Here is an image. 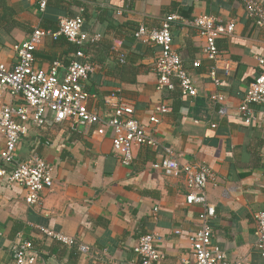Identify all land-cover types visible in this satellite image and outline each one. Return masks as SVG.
<instances>
[{"label": "crops", "instance_id": "obj_1", "mask_svg": "<svg viewBox=\"0 0 264 264\" xmlns=\"http://www.w3.org/2000/svg\"><path fill=\"white\" fill-rule=\"evenodd\" d=\"M38 1L0 2V61L12 68L13 46L35 29L57 32L61 18L81 17L89 35L83 51L96 66L84 83L89 110L111 118L113 108L105 98L114 94L134 106L139 123L180 163L211 168L215 181L207 194L216 207L213 245L229 262L264 264V251L255 248V216L264 213V107L251 106V124L239 111L250 82L264 75V27L248 19L240 0H53L45 12ZM258 1L264 6V0ZM172 14L181 17L173 25V45L195 81V98L182 97L177 82L172 90L159 89L154 68L160 48L135 35L140 27L160 29ZM201 15L235 24L232 35L217 40L222 60L232 66L230 76L219 70V88L208 75L215 63L203 53L205 40L191 25ZM96 35L100 41L91 42ZM76 51L64 37H47L36 51V65L45 72L56 62L67 66ZM217 93L226 98L223 103L212 99ZM4 98L22 104L8 92ZM162 106L168 111L158 115ZM156 114L160 123L152 124ZM96 127L72 129L48 117L44 126H31L22 137L18 160L38 154L54 168V186L31 206L23 188L0 177V264H14V247L22 240L34 245L39 264H134V248L153 233L160 236L157 247L165 254L161 264L192 263L189 238L201 228L204 210L186 204L182 179L153 168L165 152L136 147L133 164L125 167L113 150L111 132L102 137ZM4 146L0 134V152ZM42 229L74 243L58 242ZM82 246L89 251H81Z\"/></svg>", "mask_w": 264, "mask_h": 264}, {"label": "built area", "instance_id": "obj_2", "mask_svg": "<svg viewBox=\"0 0 264 264\" xmlns=\"http://www.w3.org/2000/svg\"><path fill=\"white\" fill-rule=\"evenodd\" d=\"M50 1L53 0L38 1L42 12H45ZM240 1L248 19L258 28H263L264 6L258 0ZM179 20L180 16L169 15L163 19L160 29L148 31L140 27L135 35L138 40L160 48L154 68L159 89L172 90L177 82L182 97L195 98L199 94L195 81L173 45V25ZM191 25L205 40L203 53L215 63L208 75L212 84L219 88L221 86L219 70L221 69L225 76H230L232 66L230 62L222 60L217 40L232 35L235 24L231 22L222 25L211 15H201L196 17ZM60 36L66 37L70 43L78 45L81 49L89 42V35L84 31V20L81 17L61 18L58 32L35 29L26 41L13 46L16 63L12 68H8L0 61V134L5 139L4 149L0 152V177L23 188L27 204L39 205L43 192L51 190L54 186V168L38 154H33L26 161H19L18 148L22 137L29 133L31 126H44L48 117H52L56 124L68 123L72 129L79 126H97L96 132L99 136L104 137L111 132L113 150L125 167L133 164L135 159L133 150L136 147L148 148L155 152L163 150L165 157L155 163L153 168L161 171L166 177L182 179L188 190L186 204L199 205L203 208V214L200 216L202 226L189 238L192 263L186 264H240L229 262L225 253L212 243V221L216 217V207L210 202L207 194L209 184L215 181V174L211 168L206 165L180 163L171 148L163 146L139 123L135 118L134 106L118 99L114 94L105 98V103L113 108L111 118L104 119L90 111L87 105L90 94L85 90L84 83L96 72V66L87 61L83 50L76 54L68 66L56 62L47 72L37 67L35 54L44 39L47 37L57 39ZM100 39L101 36L96 35L90 41L98 42ZM113 51L118 52L119 49L114 47ZM118 59L120 63H125V56L118 54ZM200 66V62L194 64L195 68ZM6 92L14 101L22 104L6 102L4 98ZM212 99L217 103H223L226 98L217 93ZM253 105L264 107V75L250 82L239 107L247 124H251L253 120L251 112ZM167 111L168 109L162 106L157 109V114H165ZM157 114L151 117L152 124L160 123ZM255 221V248L264 251V213L257 214ZM42 231L63 244L74 243L72 238L60 233L46 229ZM159 241L160 236L154 233L141 237L134 248L138 258L134 264H161L165 254L158 250ZM81 251L87 253L89 248L82 246ZM14 252V264H39L40 256L29 241L18 242Z\"/></svg>", "mask_w": 264, "mask_h": 264}, {"label": "trees", "instance_id": "obj_3", "mask_svg": "<svg viewBox=\"0 0 264 264\" xmlns=\"http://www.w3.org/2000/svg\"><path fill=\"white\" fill-rule=\"evenodd\" d=\"M58 32V31H57ZM53 33H56V32H53ZM60 37H64V36H60ZM60 37H58L57 39H59ZM65 39H66V37H64ZM56 40V39H55ZM67 40V39H66ZM69 42V41H68ZM72 45H74V46H76L77 47V51H76V54L80 51V50H83V49H81V47H79L78 45H76V44H74V43H71ZM159 54V53H158ZM35 56H36V54H35ZM71 63V62H70ZM69 63V64H70ZM68 64V65H69ZM67 65V66H68Z\"/></svg>", "mask_w": 264, "mask_h": 264}]
</instances>
